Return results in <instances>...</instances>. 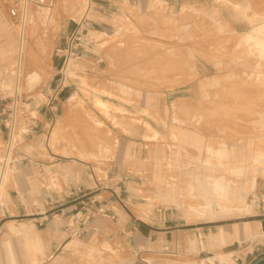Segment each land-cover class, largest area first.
Returning a JSON list of instances; mask_svg holds the SVG:
<instances>
[{
    "label": "rangeland",
    "instance_id": "obj_1",
    "mask_svg": "<svg viewBox=\"0 0 264 264\" xmlns=\"http://www.w3.org/2000/svg\"><path fill=\"white\" fill-rule=\"evenodd\" d=\"M22 2L0 0L7 6L1 8L0 20L11 27L14 43L10 50L0 49L2 160L14 100L18 28L13 25ZM28 2L32 31L26 72L35 74L29 85L23 81L19 92L25 119L4 167L10 176L0 198V264H176L207 249L208 235L187 236L186 252L174 241L182 256H154L144 252L149 244L121 232L120 218L133 215L154 226H191L252 216L264 208V194L253 187L241 203L230 197L227 212L216 209L203 217L188 212L193 202L192 207L205 204L206 190L200 189L205 176L223 172L219 176L240 189L256 172L255 180L261 178L264 185V160L253 162L264 154V95L256 91L264 90V82H258L264 81V61L257 67L258 54L237 45L239 36L253 30L251 19L264 21V0H91L89 16H84L85 0ZM46 32L52 35L48 50L41 43ZM70 59L75 65L67 69ZM193 63L199 74L191 69ZM212 79L201 94L199 84ZM196 84L197 92L192 90ZM247 84L252 91L245 103L240 95L248 94L243 90ZM100 101L106 104L102 108L109 106V117ZM218 112L223 113L220 120ZM44 117L48 121L41 125ZM29 119L35 121L32 126ZM88 138L101 143L91 147ZM208 145L213 152L207 155ZM232 153L242 162L235 163ZM206 157L210 166L203 165ZM4 164L0 161L1 170ZM82 181L88 188L78 186ZM76 194L80 202L66 220L64 209L55 207ZM20 203L27 215L11 216L8 209ZM109 203L113 210L106 207ZM113 211L118 217L114 213L111 219ZM8 224L23 232H13ZM30 239L39 242L28 243ZM250 244L244 250L250 252ZM222 254L199 264H226Z\"/></svg>",
    "mask_w": 264,
    "mask_h": 264
},
{
    "label": "crops",
    "instance_id": "obj_2",
    "mask_svg": "<svg viewBox=\"0 0 264 264\" xmlns=\"http://www.w3.org/2000/svg\"><path fill=\"white\" fill-rule=\"evenodd\" d=\"M5 6L0 4V11L1 8H5ZM3 10L4 11L7 10V6L6 9ZM9 11L13 12L12 9H10ZM5 28H7V26L4 24L2 20H0V49H2V51L10 50V48L14 46L13 31H11L9 27H8L9 29L8 28L5 29ZM197 86L198 84L192 85L193 87L192 90L197 92L198 91L196 89ZM44 121H48V117H44V119L40 122V124L43 125ZM56 168L57 167H54V169ZM81 177L82 180L83 179L85 180L84 174H81ZM259 179L255 180V186L253 190L257 191L258 195L259 194L261 195L264 194V185L261 181H259ZM85 183H86L85 181H82V183H79L78 186L83 187V189H86L88 187L84 186ZM71 190H69V192H71ZM67 194H71V193H67ZM54 195L58 196L55 193ZM79 202H78V196L76 194V198L70 197V199H67L63 205H58L55 208L56 209L63 208L65 211L63 217L65 218L66 215V220H68L71 211H73V209L75 208L74 205ZM111 205L112 204L109 203L108 205H106V207L110 208V210H113L110 207ZM72 207L74 208L72 209ZM92 207L94 208L95 206ZM8 210L9 213L12 214L11 216L13 217L27 215L26 213L27 209L25 206L22 205V203H20V205L18 206H15L14 208H9ZM114 211L111 214V216H108L109 218L112 219L113 218L112 215L116 214V212ZM127 216L128 217L126 219L120 218L121 232L125 235L129 234L131 236H134L133 239H136L138 242H144L145 244L146 243L149 244L148 245L149 247H147L146 251L144 252H147L150 255H154V256H158L167 252L170 254H174L173 256H179V255L182 256L183 255L182 252L183 251L186 252V241H190L188 240L187 236L196 237L198 239V237H200L201 234L208 235L207 245H209V247H207V249L204 250L201 249L199 251L197 250L196 252H193L190 256H187L192 259L190 261L185 260L186 256L181 257L180 260L176 262V264H199L202 260L205 261L210 259L211 257H218L217 255H219L220 252H224V254L220 256V259L222 260L223 258L226 261V264H251L256 259L264 255V208L260 211L258 209V213L252 216H248V215L240 216V217L238 216V217L230 218L220 223L212 222V223L197 224V225L192 224L191 226L181 225V223H179L180 227L178 225H174L172 227L154 226L142 221L141 222L138 221V219H136V217H134L133 215L132 216L127 215ZM47 218L48 216H46V219ZM41 219L44 220L43 217ZM174 221H177V219H174ZM207 224L212 226H204ZM8 227L13 232H23V230H19L14 226L11 227L10 224H8ZM214 236H219L223 240L214 239L213 238ZM247 236L252 237V241L247 240L246 238ZM153 239L154 241L156 240L154 243L152 242ZM177 239L180 241V247L184 249L183 251L178 250V246H179L178 243L174 244V241H176ZM32 240L35 239L28 240V243H31ZM36 240L37 242H39V239ZM136 240L134 241L136 242ZM249 243H251L250 252L244 250V246H243V245H248ZM188 246L189 245H187V247ZM216 263L220 264L218 260L216 261ZM142 264H153V263L143 261Z\"/></svg>",
    "mask_w": 264,
    "mask_h": 264
},
{
    "label": "bare ground",
    "instance_id": "obj_3",
    "mask_svg": "<svg viewBox=\"0 0 264 264\" xmlns=\"http://www.w3.org/2000/svg\"><path fill=\"white\" fill-rule=\"evenodd\" d=\"M230 2H231V0H230ZM28 4H29V2H28V0H23V2H22V13L19 15V18H18V21L15 23V25H13V27H15V29H16V27L18 28V37H17V39H16V56H15V59H14V65H15V68H14V78H12V79H14V90H12L13 92H14V96H15V102L16 101H18V97L20 96V90H21V88H22V84H24L23 83V81H25V83H27V85H29V83L30 82H32L33 81V79H32V77H34V72L32 71V72H26V69L28 68L27 67V61H28V59H27V52H26V50H27V46H28V44H29V41H30V37H31V31H32V28H31V24H30V21H31V15L29 14V9H28ZM189 4V3H188ZM84 5H85V8H84V10H83V12H84V16H89V15H91V10H92V4H91V0H85V3H84ZM13 17H14V20H15V14L13 15ZM5 19H6V21L8 22V23H10V26H12L11 25V19L10 18H7V17H5ZM250 22L254 25L253 26V30L250 32V33H245V34H242L241 36H239V39H238V43H237V45L239 44V45H246L247 47H248V50L251 52V53H257L258 54V62L256 63V66L257 67H259V66H261V62L262 61H264V21H262V19L261 18H255V19H251L250 20ZM11 28V27H10ZM51 38H52V35H51V33H48V32H46V34L43 36V40H42V49L44 48L45 50H48V48H50V47H52L51 46ZM236 41V40H235ZM234 41V42H235ZM234 42H230L231 44H233L234 45ZM227 45H231V44H229V43H226ZM216 46V45H215ZM245 46V47H246ZM217 47V46H216ZM228 47V46H227ZM226 47V48H227ZM236 47V46H235ZM238 47V46H237ZM244 47V48H245ZM168 49H170V48H168ZM213 49H214V47H213ZM217 49V48H216ZM44 50V51H45ZM218 50V49H217ZM245 51V50H244ZM209 53H210V51H208ZM215 52H217V51H215ZM215 52H211V54H213V53H215ZM203 53V52H202ZM207 53V52H206ZM205 54V53H204ZM203 55V54H202ZM207 55V54H206ZM205 55V56H206ZM202 57V56H201ZM207 57H209V56H207ZM201 59H203V58H201ZM209 59L210 60H212L210 57H209ZM74 61V60H73ZM73 61H72V59H70V62L71 63H67V69H71V68H73L74 67V63H73ZM208 61V60H207ZM253 61V60H252ZM172 64V63H171ZM192 66H191V69L194 71V74H199V73H197V69H196V65H194V63L193 64H191ZM80 66V65H79ZM12 67V66H11ZM188 68H190L189 66H188ZM13 70V69H12ZM28 71V70H27ZM8 73V72H7ZM249 75V74H248ZM195 76V75H194ZM11 77V76H10ZM249 78L250 77H252V74H250L249 76H248ZM257 79L258 78H260V75H256L255 76ZM9 78V77H8ZM9 79H11V78H9ZM256 79V80H257ZM260 80V79H259ZM212 81H214L213 79L211 80V81H208V82H206V83H201V84H199V91L201 92V94L202 93H205V91H206V89H207V87H209L210 85H211V82ZM244 81V80H243ZM6 82V81H5ZM258 82H260V83H263L264 81H258ZM249 83V82H248ZM8 84V83H7ZM238 85V84H237ZM245 86H246V84H244ZM247 85H249L247 88L248 89H246L245 87H244V89H243V87H239V89H240V91H241V88L243 89V90H245V91H247V93L248 94H245V93H243L244 95H240V97L241 96H243L242 97V99L241 100H243L244 102L246 101V102H248V101H250V96H251V92H250V88L249 87H251L250 86V84H247ZM260 84H258V86H259ZM263 85V84H262ZM9 86H11L12 87V85H9ZM1 88V87H0ZM5 88H6V86H5ZM215 89V88H214ZM221 89V88H220ZM234 89H236V88H234ZM262 89H264V88H262ZM1 90V89H0ZM8 90H10V89H8ZM222 90V89H221ZM230 90V89H229ZM228 90V91H229ZM256 90V89H255ZM7 91V90H6ZM219 91V90H218ZM236 91H239L238 89L236 90ZM252 91V90H251ZM257 91V94H258V96L260 97V96H262V95H264V93L262 92V91H264V90H256ZM209 92V91H208ZM233 93V92H232ZM241 93V92H240ZM234 94H238V93H234ZM225 95V94H224ZM237 96V95H236ZM252 96H255V95H252ZM239 97V96H238ZM239 97V98H240ZM263 98H264V96H262ZM235 98V97H234ZM244 98V99H243ZM255 98H257L258 99V97H256L255 96ZM254 98V99H255ZM228 100V99H227ZM237 100V99H236ZM234 101V100H233ZM233 101H232V103H233ZM242 101V102H243ZM253 101H255V100H253ZM227 102H229V101H227ZM231 102V101H230ZM235 103H238V102H236V101H234ZM243 102V103H244ZM245 102V103H246ZM255 102H257V101H255ZM219 103H221V102H218L217 104H219ZM224 103V102H223ZM262 103L263 102H261L260 104L262 105ZM100 104V105H99ZM99 106H100V108L103 110V112L106 114V115H108L109 114V112L108 111H106L105 109H110L109 108V106H107L106 108H102L101 106H105L106 104H103V102L102 101H100L99 102ZM216 104V105H217ZM240 104H241V102H240ZM255 104V103H254ZM256 104H259V103H256ZM264 104V103H263ZM241 105H243V106H245L244 104H241ZM252 105H253V103H252ZM224 106H226V105H224ZM223 106V107H224ZM259 106V105H258ZM186 107V106H185ZM184 107V108H185ZM233 107H235V106H233ZM262 107V106H261ZM182 108H183V106H182V104L181 103H179V105L177 106V110L178 109H180V110H182ZM230 108V107H229ZM253 108V107H252ZM186 109V108H185ZM215 109V108H214ZM234 109V108H233ZM261 109V108H260ZM180 110H178V111H180ZM212 110V109H211ZM223 110H225V109H223ZM234 110H236V108L234 109ZM237 110H239V109H237ZM241 110V109H240ZM184 111H186V110H184ZM208 111V110H207ZM257 111H259L258 109H257ZM181 112V111H180ZM209 112H211V111H209ZM221 112V111H220ZM220 112H218L219 114H218V116H220V118L218 119V120H220V119H222V115H223V113H220ZM239 112V111H238ZM214 113H217V112H214ZM213 113V114H214ZM230 113H231V111H230ZM241 113H243V112H241ZM262 113V112H261ZM264 113V112H263ZM239 114V113H238ZM208 115V114H207ZM235 115V114H234ZM233 114H231V116H234ZM242 115V114H241ZM248 114H246V116H247ZM110 116V114L108 115V117ZM210 116H214V115H210ZM236 116H237V114H236ZM243 117H244V115H242ZM206 117V116H205ZM216 117V116H215ZM239 117H241V116H239ZM238 117V118H239ZM248 117L249 118H251L250 117V115H248L247 116V118L246 119H248ZM206 118H208V117H206ZM210 118V117H209ZM226 118H227V116H226ZM233 118H236V117H233ZM254 118H256V117H254ZM253 118V119H254ZM211 119H213V118H211ZM230 119V116H229V118L226 120V119H224V120H226V121H228ZM240 119V118H239ZM241 119H242V117H241ZM246 119H245V121H246ZM252 119H250V121H251ZM233 121H235V120H233ZM242 122H243V124H244V120L242 119L241 120ZM220 123H223V122H218V124H220ZM226 123V122H225ZM224 123V124H225ZM230 123V122H229ZM232 123H234L235 124V122H232ZM241 123V122H240ZM240 123H239V125H240ZM242 124V125H243ZM246 124H247V122H246ZM221 125V124H220ZM233 125V124H232ZM237 125H238V123H237ZM238 125V126H239ZM245 125V124H244ZM243 125V126H244ZM224 126V125H223ZM228 126H230V125H228ZM234 126V125H233ZM245 127V126H244ZM146 128L147 129H151V127L149 126V125H146ZM223 129H224V127H223ZM227 129H229L230 130V127L229 128H227ZM231 129H232V126H231ZM233 129H234V127H233ZM233 129L231 130V131H233ZM236 129H238V128H236ZM240 129H241V127L238 129V131H240ZM247 129V128H246ZM250 129V128H249ZM248 129V130H249ZM231 131H230V133H231ZM236 131V130H235ZM253 131V130H252ZM237 132V131H236ZM18 133V132H17ZM180 132L179 131H177V136H179L180 134H179ZM184 133V132H183ZM182 132H181V134L182 135H184L185 137H188L187 135H185V134H183ZM244 133H245V131H244ZM249 132L247 131L245 134H248ZM227 134H229V133H227ZM157 135H159V134H157ZM231 135H232V133H231ZM243 136V135H242ZM93 137H95V136H93ZM188 138H190V137H188ZM53 139H54V135H53ZM89 139V138H88ZM98 139V138H97ZM97 139H95V138H92V139H89L90 140V143H89V145L91 146V147H97L98 146V144H100L101 143V141L99 142ZM238 139H240V138H238ZM233 140V139H232ZM81 142V146L80 147H83V142L82 141H80ZM79 142V143H80ZM221 142H223V141H221ZM196 143V142H195ZM75 145H77V144H75ZM263 145V144H262ZM78 146V145H77ZM196 146L198 147V148H200L201 147V144L200 143H196ZM79 148V147H78ZM262 148V147H261ZM91 150H93V149H91ZM157 150H158V148H157ZM157 150H156V152H157ZM79 152H80V150H78ZM159 151V150H158ZM206 152H207V155L208 154H210L211 152H213V149H212V147L210 146V145H208L207 147H206V150H205ZM215 152V151H214ZM220 152H222V151H217L216 153L217 154H221ZM10 153H11V151H7L6 152V154H5V156H3L4 157V160H2V158H0V161H2V163H5V168H6V163L7 162H9L8 161V159L10 158ZM82 153V152H81ZM80 153V154H81ZM155 154V153H154ZM158 154V153H157ZM160 156V155H159ZM210 156V155H209ZM159 160H160V158H159ZM232 160H234L235 161V163H240V162H242V160H243V158H240L238 155H237V153H232ZM260 160H264V154H262V158H258V159H254L253 160V162H255V163H257L258 161H260ZM153 163H155V162H153ZM210 163H211V159H210V157H206L205 158V160H204V163H203V165H205V166H210ZM7 165H8V163H7ZM222 165H224V164H222ZM217 166V165H216ZM237 166H239V165H237ZM239 168H237V170H238ZM240 169H243L242 167H240ZM236 170V169H235ZM8 170H6V169H4V171L3 172H1L0 173V181H5L6 179H7V175L8 176H10L8 173L9 172H7ZM207 172V171H206ZM216 172H219V171H216ZM216 172H214V174L215 175H217L216 174ZM220 172H221V170H220ZM222 174H223V172H221ZM221 173L219 174V175H221ZM163 174V173H162ZM207 174H209V173H207ZM204 175H206V174H204ZM205 176V184H202V182H200V189H201V191H205L206 193V195H204V200H205V204H203V205H201V201L199 202L200 203V205H198L197 207H192V205L195 203V202H193V204L191 205V206H189V210H188V212H190V213H194L195 215H198L199 217H203V216H206V215H208V214H211V213H214L215 212V210L217 209L218 211H221V212H227L228 210H230V209H228L227 208V206H226V204L227 203H229V198L231 197L232 199H237L238 200V202L239 203H241V201L242 200H244V193L245 192H247V191H249V190H252V188L255 186V178H256V175H257V173L255 172V174L254 175H252L251 177H250V179L247 181V182H245L241 187H240V189L239 188H235V187H233V188H231V182L229 181V180H227L224 176ZM225 175V174H224ZM229 179V178H228ZM203 185H205L206 186V188L205 189H203L202 188V186ZM5 186V185H4ZM160 186V185H159ZM5 188V187H4ZM2 189H3V187H2ZM231 199V200H232ZM196 200V199H195ZM194 200V201H195ZM199 200V199H198ZM230 200V201H231ZM245 202V201H244ZM187 203V202H186ZM203 203V202H202ZM190 204V203H189ZM188 205V204H187ZM229 205V204H228ZM216 210V211H217ZM217 218H220V217H217ZM214 239H217V240H223L222 238H220L219 236H214L213 237ZM189 240V239H188ZM37 240H34L32 243H35ZM75 242V241H74ZM31 243V244H32ZM186 244H188L189 246H190V242L189 241H186ZM184 247V246H183ZM212 264V263H211Z\"/></svg>",
    "mask_w": 264,
    "mask_h": 264
},
{
    "label": "built area",
    "instance_id": "obj_4",
    "mask_svg": "<svg viewBox=\"0 0 264 264\" xmlns=\"http://www.w3.org/2000/svg\"><path fill=\"white\" fill-rule=\"evenodd\" d=\"M20 98L21 97L19 96L18 101L15 102L16 99L14 96V100L11 103L10 111L7 115L6 127H7L8 135H7L6 145H5L7 151H12L14 141H15V137H16L18 130H19V132H22V131H20V127H21L20 123L22 122V119H23L22 117H24V119H25V116H24L23 106H22V104H20L21 103ZM29 120H31V119H29ZM29 120H27V121H29ZM30 122H31L30 124L32 126V122L34 123L35 121H33V119H32ZM22 128H24V131L26 132V128L24 126H22ZM4 166H5V164L3 165L2 170L0 168L1 172L4 171ZM2 187H3V181H0V198H1V193H2V191H1ZM0 207H2L1 199H0ZM0 212H2L1 208H0Z\"/></svg>",
    "mask_w": 264,
    "mask_h": 264
},
{
    "label": "water",
    "instance_id": "obj_5",
    "mask_svg": "<svg viewBox=\"0 0 264 264\" xmlns=\"http://www.w3.org/2000/svg\"><path fill=\"white\" fill-rule=\"evenodd\" d=\"M264 263V255L256 259L253 263L251 264H262Z\"/></svg>",
    "mask_w": 264,
    "mask_h": 264
}]
</instances>
